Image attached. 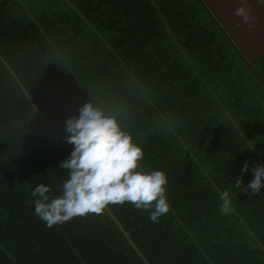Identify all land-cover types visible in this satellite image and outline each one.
<instances>
[{
	"label": "trees",
	"instance_id": "obj_1",
	"mask_svg": "<svg viewBox=\"0 0 264 264\" xmlns=\"http://www.w3.org/2000/svg\"><path fill=\"white\" fill-rule=\"evenodd\" d=\"M88 101L167 175L158 222L128 202L53 227L34 214L37 185L62 194L66 120ZM256 164L264 0H0V264H264V187H234Z\"/></svg>",
	"mask_w": 264,
	"mask_h": 264
},
{
	"label": "clouds",
	"instance_id": "obj_2",
	"mask_svg": "<svg viewBox=\"0 0 264 264\" xmlns=\"http://www.w3.org/2000/svg\"><path fill=\"white\" fill-rule=\"evenodd\" d=\"M235 15L245 23L251 21L250 10L243 5L236 8ZM66 132V142L74 147L59 166L68 172L62 182V194L50 198L51 188L45 184L37 185L31 194L36 197L34 214L48 227L90 213L101 215L109 205L126 202L149 212L152 222L168 214L167 175L141 165L143 147L134 143L131 134L121 127L117 114H106L100 105L88 101L79 108L77 116L66 120ZM248 170L245 162L241 173ZM251 172L254 178L247 185L242 186L241 175L234 187L254 196L264 187V165L256 164ZM219 200L220 214L234 211L229 190L222 191Z\"/></svg>",
	"mask_w": 264,
	"mask_h": 264
}]
</instances>
